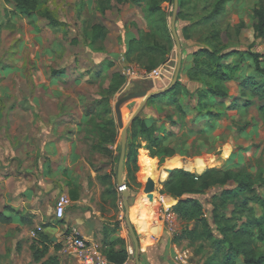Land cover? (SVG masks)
<instances>
[{"label": "rangeland", "instance_id": "obj_1", "mask_svg": "<svg viewBox=\"0 0 264 264\" xmlns=\"http://www.w3.org/2000/svg\"><path fill=\"white\" fill-rule=\"evenodd\" d=\"M99 1L42 0V12L63 24L52 27L43 15L27 17L8 0H0V179L22 177V162L29 159L34 168L44 146L72 142L77 153L71 171L62 170L61 178L50 186H40L33 179L35 200L41 198V222L33 229L35 246L39 247L36 230L43 232L50 227V249L54 246L61 250L62 237L75 228L99 244L103 256L109 247L122 244L126 248V242L127 251L132 249L135 253L126 224L132 209V216L140 210L149 219L156 216L157 231L151 232L160 240L151 253H146L143 248L148 245L142 248L139 241L140 263L153 264L155 260V264H218L214 259L218 253L211 241H193L185 236L183 231L194 230V224L178 220L171 210L178 200L171 197L175 201L172 205V201L165 200L170 196L161 195L160 191L171 171L180 168L171 166V162L189 163L190 173L205 169L196 175L210 169L222 173L230 170L237 180L192 197L202 202L214 240H221L222 231L228 227L239 228L246 218L237 216V220L226 225L224 220L232 217L234 205L231 201L223 205L220 199L223 191L235 189L240 179L256 193L263 192L264 116L257 107H234L243 104L240 81L220 84L225 85L229 97L217 100L211 110L218 115L214 128L191 134L195 126L190 118L179 121V114H174L179 126L170 129L174 135L164 145L175 147L176 153L161 161L138 149V145H145L139 133L144 122L161 125L157 105L147 98L126 100L120 107L124 129L130 134L126 145L137 156L130 158L128 166L125 156L123 181L131 185V189L127 188V210L115 183V158L121 142L116 105L124 97L153 93L164 84H171L178 61L171 28L174 3L156 0L167 18L168 33L162 35L155 26L158 17L151 13L150 0H112L105 15L98 12ZM215 1L184 0L179 17L177 13L176 29L182 47L179 81L193 91L202 85H215L210 78L192 73L195 54L202 49H215L221 55L247 50L264 55V41L256 39L253 30L254 9L264 0H229L222 12L213 17ZM96 25L104 29V40H93L98 33L94 30ZM154 47L157 49L152 51ZM236 63L243 66L245 79L255 74L251 60L241 63L238 56L224 60L226 65ZM157 69H161V74L151 76ZM111 85L120 86L113 92ZM108 109L110 112L106 113ZM167 109L171 110L166 106ZM110 120H114V126L109 124ZM207 121L200 122L198 127H205ZM113 129L117 133L115 143L106 140L111 139ZM31 174L35 177V172ZM148 178L151 187H147ZM41 187L44 194L38 192ZM63 195H68L71 205L65 218L58 220L54 206ZM250 208L255 216L260 215L254 203H250ZM130 222L140 235L138 225L131 219ZM68 223V227H75L66 228ZM196 231H202V227ZM261 250L264 253V248ZM238 263L242 264V258Z\"/></svg>", "mask_w": 264, "mask_h": 264}, {"label": "trees", "instance_id": "obj_2", "mask_svg": "<svg viewBox=\"0 0 264 264\" xmlns=\"http://www.w3.org/2000/svg\"><path fill=\"white\" fill-rule=\"evenodd\" d=\"M8 1L12 3L21 14H25L27 17H31L33 14H41L50 22V26L56 27L63 25L48 12H42V0ZM115 1L117 3H123L126 0ZM142 1L146 0H137V3ZM164 1L174 3V0ZM228 1L229 0H216L211 15L213 17L219 15ZM183 2L184 0H179V10L183 8ZM111 6L112 0H100L98 3V12L105 15L106 10L111 9ZM149 6L151 13L158 17V22L155 24L158 28L157 30H159L162 35L165 32L168 33L165 11L156 5V0H150ZM254 18L256 21L253 25L255 38L264 41V1H260L254 9ZM94 30L96 32L98 31V33L93 37V40L105 39L106 35L104 29L100 25L94 26ZM138 44L141 45V42ZM156 49L157 47L151 48L152 51ZM232 56H238L241 59V63L247 59L251 60L255 74L245 79L242 65L239 63L231 65L224 64V60ZM194 63L195 65L192 68V73L195 76L203 75L204 77L210 78L215 85H202L199 89L193 91L186 85H180V81H178L173 89L148 99L149 103L157 105L158 122H161V125L157 126L154 122H144L139 133L145 145H138V149L147 151L149 157L152 159L158 158L164 161L175 155L176 148L166 146L164 143L172 139L174 134L170 132V129L179 126L178 120L183 121L190 118V122L195 126L191 134L205 133V128H214V122L218 115L211 110L216 106L217 100H225L229 97L225 85L220 84H225L226 82L234 80L240 81L242 84L240 85L241 92L244 96V99L240 102L243 104L237 103L234 107L238 109L257 107L258 112L264 116V55L250 50L232 51L225 55H221L220 52L215 49H202L195 54ZM119 86L120 85H111V90L115 92L119 89ZM169 86L170 85H166L157 91L165 90ZM166 106L171 110H165ZM109 112L108 109L106 113ZM174 114H179L181 119L176 120ZM204 120H208L206 126L203 128L198 127L200 122ZM109 124L114 126V120H110ZM165 125H169L170 128H165ZM116 126L119 129L117 124ZM110 134L111 139L105 136L106 140L115 143L114 139L117 137L116 131L113 129L110 131ZM118 136H120L121 142L118 148V154L115 158L116 176L122 149V134L118 132ZM129 136L130 134L127 133V137ZM132 156L133 158L137 157L129 151L126 145V159L128 160L126 166H128ZM204 170L205 169L199 172L194 171V173L200 174ZM187 171L192 172L191 170L184 171L180 168H174L160 191L161 195H167L178 200V203L171 208L172 213L176 215L178 220L188 224H194V230L186 229L183 231V234L193 241H211L212 247L216 249L218 253V255H214V259L218 264H239L238 260L240 258H242V264H264V253L261 250L264 248V179L261 181L262 193H256L255 189L250 187L249 183L245 182L243 179L237 181L238 183L235 189L223 191V199H220V203L226 205L231 201L230 204L234 205L232 217L224 220L226 225H229L232 220H237V216L240 215L246 218V222L239 228L234 225L226 228L222 231V239L214 240L212 237V230L210 231L205 208L199 199H195L192 196L202 195L208 189L215 188L219 185L224 186L232 180H237L236 176L230 172V170L222 173L215 169H210L201 175H196ZM115 183L116 187H119L117 178ZM124 183L128 189H131L129 183ZM251 202L254 203L260 211L259 216H255L254 209L250 208ZM150 227L154 230V227H157V221H150ZM197 227H202V231L197 232ZM35 234L38 236L39 240L37 243L42 247L40 248L32 245L31 250L34 261L39 263L48 254L51 241L50 238L41 231L36 230ZM105 257L110 262L123 264L127 261L129 254L127 248L123 247V245L120 250H116L114 246H112L107 250ZM41 264H60V262L57 257H49Z\"/></svg>", "mask_w": 264, "mask_h": 264}, {"label": "crops", "instance_id": "obj_3", "mask_svg": "<svg viewBox=\"0 0 264 264\" xmlns=\"http://www.w3.org/2000/svg\"><path fill=\"white\" fill-rule=\"evenodd\" d=\"M165 86L164 84L163 87ZM75 152L77 153V149H75L72 142H67L62 145L44 146L41 148L38 158H36L38 163L35 162L34 168L29 159H26V161L22 162L24 167V175L22 177L15 178L9 176L0 179V264H41L49 257H57L60 264H77L75 255L68 254V252L64 250L63 243H61V250L54 246L50 249L51 246H49L50 253L48 252L39 263L34 261L31 250V246L34 245L33 229L41 222L38 216V204L41 203V198L38 201L35 200L33 179L39 182L40 186H50L53 184V181L61 178L60 174L62 170L65 171L67 168H69V171L72 170ZM30 172H35V177ZM38 192L44 194L43 188H38ZM165 200H171L173 202L172 205L175 203L171 197H166ZM131 220L138 225L136 226L138 232L141 231L139 241L141 240L142 242V248L143 245H148L143 249H145L146 253H151L156 249V244L160 241L152 236L150 221L154 220L149 219L141 210L137 212L136 215L132 216ZM69 224L70 223L66 225V228L71 229L75 227H68L70 226ZM44 225H46V223H44ZM49 229L50 227H45L43 233H45L52 242V236L47 232ZM154 229L157 231V227H154ZM81 233L88 243L96 244L101 252L99 244L93 243L91 239L88 240L83 234L84 232ZM39 247L41 248L42 246ZM126 248H128L127 242ZM114 249L120 250L122 249V245L118 244L114 246ZM151 263L155 264V260Z\"/></svg>", "mask_w": 264, "mask_h": 264}, {"label": "water", "instance_id": "obj_4", "mask_svg": "<svg viewBox=\"0 0 264 264\" xmlns=\"http://www.w3.org/2000/svg\"><path fill=\"white\" fill-rule=\"evenodd\" d=\"M178 10H179V0H174V12L172 15L171 28H172L174 39H175L176 44H177L178 61H177L175 74H174V77H173V80H172L170 86L165 90L156 91L153 93H135L133 95H130L128 97H124V98L120 99L116 105L118 124L121 128V134H122V149H121V155H120V160H119V164H118V172H117V182H118L119 187L125 186V183L123 181V167H124V162H125L126 143H127V131L124 129V126H123V117H122V113L120 111V107L128 99H132V98H147V99H149V98L154 97L156 95L163 94L165 91H169L177 85V83L179 81L180 72L182 69V52H181L182 47H181V43L179 40V36L177 34V29H176V20H177ZM151 186H152V182L147 185V187H151ZM122 195H123L124 205H125L126 209L128 210L129 209L128 203H129L130 191L127 189V187H126V189ZM126 224L128 226L129 233L131 235V238L133 240L134 247H135V256H134L135 264H140V260H139V253H140L139 235L136 234V230L134 229L133 225L131 224L129 216L127 217Z\"/></svg>", "mask_w": 264, "mask_h": 264}, {"label": "built area", "instance_id": "obj_5", "mask_svg": "<svg viewBox=\"0 0 264 264\" xmlns=\"http://www.w3.org/2000/svg\"><path fill=\"white\" fill-rule=\"evenodd\" d=\"M161 69L153 71L151 76H159ZM126 186L118 187V191L123 194ZM71 205V200L68 196H61L55 203L54 214L56 219L63 220L67 209ZM63 247L66 252L73 254L76 257L77 264H116L108 261L100 252L96 244H90L82 236L77 229H72L68 234H65L62 239ZM129 257L123 264H135L134 253L132 249H128Z\"/></svg>", "mask_w": 264, "mask_h": 264}, {"label": "bare ground", "instance_id": "obj_6", "mask_svg": "<svg viewBox=\"0 0 264 264\" xmlns=\"http://www.w3.org/2000/svg\"><path fill=\"white\" fill-rule=\"evenodd\" d=\"M143 157H145L144 155H143ZM145 162H146V160H145ZM171 166H175V167H180V168H182V169H184V170H189L190 168L189 167H187V166H189L190 164L189 163H187L186 165H184V164H182V162L181 161H176V162H171ZM171 168V167H170ZM169 171L170 170H172V169H168ZM151 179V178H150ZM149 178H148V181H147V185L149 184V183H151L152 181L150 180ZM155 183V182H154ZM154 186V185H153ZM168 201H171V200H168ZM129 217H130V219H131V217H132V209H130V211H129ZM153 220L155 221L156 220V216L155 215H153Z\"/></svg>", "mask_w": 264, "mask_h": 264}]
</instances>
